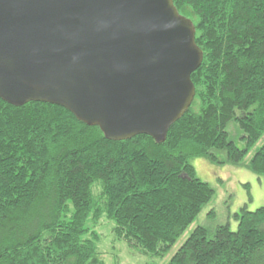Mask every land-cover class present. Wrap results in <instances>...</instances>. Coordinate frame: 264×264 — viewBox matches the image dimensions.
<instances>
[{
	"label": "trees",
	"instance_id": "1",
	"mask_svg": "<svg viewBox=\"0 0 264 264\" xmlns=\"http://www.w3.org/2000/svg\"><path fill=\"white\" fill-rule=\"evenodd\" d=\"M204 53L195 99L164 143L111 141L64 107L0 98V264H105L97 228L166 255L215 196L192 161L264 177V0H174ZM239 126L245 147L230 139ZM196 227L167 264H264V207Z\"/></svg>",
	"mask_w": 264,
	"mask_h": 264
},
{
	"label": "water",
	"instance_id": "2",
	"mask_svg": "<svg viewBox=\"0 0 264 264\" xmlns=\"http://www.w3.org/2000/svg\"><path fill=\"white\" fill-rule=\"evenodd\" d=\"M203 59L174 0H0V98L64 107L111 141L164 143Z\"/></svg>",
	"mask_w": 264,
	"mask_h": 264
},
{
	"label": "rangeland",
	"instance_id": "3",
	"mask_svg": "<svg viewBox=\"0 0 264 264\" xmlns=\"http://www.w3.org/2000/svg\"><path fill=\"white\" fill-rule=\"evenodd\" d=\"M230 139L243 149V132L234 122L228 126ZM261 143L252 150L241 166L227 161L225 153L220 155L222 163L216 164L207 159L198 158L192 161L197 177L209 183L215 189V196L204 208L196 222L166 255L146 254L139 247H131L125 241L115 240L112 224L104 221L97 228L101 237L100 250L105 264H167L190 233L198 226L214 230L218 226L228 225L232 231L238 229L237 216L243 209L255 211L264 207V177L251 172L248 163Z\"/></svg>",
	"mask_w": 264,
	"mask_h": 264
}]
</instances>
